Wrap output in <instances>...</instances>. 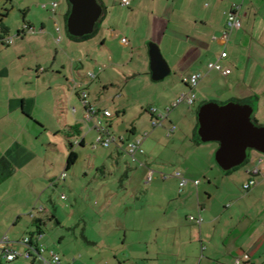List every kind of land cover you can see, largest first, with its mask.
<instances>
[{"label": "rangeland", "instance_id": "rangeland-1", "mask_svg": "<svg viewBox=\"0 0 264 264\" xmlns=\"http://www.w3.org/2000/svg\"><path fill=\"white\" fill-rule=\"evenodd\" d=\"M52 2L58 3L54 14L50 8H43V4L50 7ZM109 2L113 9L109 23L100 30L101 20L93 36L75 39L67 30L69 0L27 1L30 11L26 23L35 27L34 35L42 34L41 21L47 22V25L49 22L52 25L54 21L59 24L65 41H73L71 46L66 47L65 71H71L70 59H81L85 66L80 74L85 76L92 72L97 76L92 79L88 100L94 101L96 108L100 105V110L107 108L112 117L105 120L101 115L96 116L95 123L99 119L105 124L111 123L114 134L128 141L149 133L142 147L147 166L146 159H140L144 165L133 162L124 146L118 152L116 144L105 147L98 143L96 128L90 130L92 124L81 117L80 112L76 116L84 125V147L75 143L71 147L64 132L54 133L56 127L53 120L48 123L50 129L40 128L41 132L36 130L38 139L35 151L40 156L37 172L39 174L43 171V175H46L42 182L46 181L38 191L26 190L5 202L0 210V239L8 235L12 241L21 240L31 234L36 238L35 226L28 212L34 205L46 206L56 221H48L40 244L58 252L63 264L73 263L74 260V264H125L130 256L141 258L149 252L172 251L175 235H185L192 227L198 231L199 227L193 224L190 217H198L201 207L208 205L209 212L222 210L227 213L234 207H240L235 214H231L236 216L234 218H242L249 204L263 203L261 196H248L243 188L245 166L251 164L254 153L264 157L263 153L249 149L248 161L231 173H226L215 158L219 143L195 140L198 107L203 100L210 98L220 104L236 101V98H231L234 96L232 81L217 70L205 68L202 70L203 79L195 88L198 98L196 102L193 105L182 102L173 108V103L182 94L176 96L173 95L174 91L169 90L176 83L182 86L180 73L174 67L177 57L183 51L182 45L177 47L178 41L172 37L174 34L171 32L167 33L161 45L156 43L158 33L150 30V23L154 19L150 11L145 10L132 19L122 14L124 11L129 13L130 7L120 6L118 0ZM22 10L18 5L8 3V12L3 19L10 24L14 33L12 35L17 34L16 28L25 24ZM34 35L27 33L28 37ZM102 36L108 39L104 47H101ZM47 40L46 37L38 40L34 47L43 52L45 59L48 56L54 58V47L48 46ZM151 42L159 45L172 69L160 81L151 78L148 53ZM64 44L57 46L62 55ZM218 50L220 54L221 48ZM46 68V72H52L50 65ZM49 94L50 99L53 96L59 98V107L64 112L61 124L59 122L56 126H63L64 120L68 117L71 120L73 116L70 110V106L74 105L72 102L81 108V101L75 93L70 102L69 87L65 94ZM154 108L158 112L171 108L169 119L172 124L167 120L162 125L154 126L149 112ZM173 126L176 129L168 135V130ZM71 149L77 153L78 158L66 170L67 156ZM148 168L153 171L151 181H148ZM65 171L67 177L59 180L56 186L47 179V175L52 176L51 180L60 178ZM126 172L128 177L124 176ZM177 172L191 180L186 187L179 186V179L174 176ZM164 176L169 178L164 179ZM10 192L9 188H0V199ZM62 194L66 198H62ZM11 204L17 205L15 210H19L20 222L17 226L7 221ZM260 209L261 206L253 209L252 217L257 216ZM230 216L227 214L224 219L230 220ZM2 218L4 222H1ZM13 245L18 250L26 249L22 243ZM139 262L144 263L143 260ZM14 264H40V259L33 261L19 257Z\"/></svg>", "mask_w": 264, "mask_h": 264}, {"label": "crops", "instance_id": "crops-1", "mask_svg": "<svg viewBox=\"0 0 264 264\" xmlns=\"http://www.w3.org/2000/svg\"><path fill=\"white\" fill-rule=\"evenodd\" d=\"M27 1L0 0V11L8 8V3L16 4L21 10L24 9L22 18L26 23L30 11ZM109 1L99 0L103 6L100 30L109 23L108 19L113 12ZM118 2L120 6H123L120 0ZM234 5L240 7L241 27L235 29L228 43L223 45L221 41L213 40L212 37L220 35L225 30L229 12ZM127 7L131 8L129 13L124 11L125 13L122 14L131 16L132 19L145 10L150 11L149 14L154 17L150 23L152 24L150 30L158 33L156 43L161 45L167 33L171 32L174 34L172 37L178 41L177 47L179 44L182 45L183 51L174 63L175 69L180 73L182 86H178V83L172 85L169 90L174 91L173 95L178 96L180 93L188 91L189 86L183 82L185 75L196 71L202 72L207 68L209 62L220 57L221 53L219 54L220 50L218 49L221 48V52L225 49L228 56L220 61L231 69L229 75L223 74L225 78L232 81V87L234 86L231 88L234 90V96L231 98L241 99L251 104L253 118L259 125L264 124V0H133L132 4ZM47 8L49 7L47 6ZM70 10L67 15H69ZM55 12L56 9L53 14ZM56 24L60 28L57 22L53 21L52 25L49 22L47 25V22L41 21L40 33L42 34L34 35L32 33L34 36L31 37L21 32L23 26L16 28L15 33L20 32L21 34L15 37L14 43L12 45L0 44V159L5 158L14 167L13 173L0 182V188L11 189L9 194L0 199V210L6 201L17 197L19 193L21 194L26 190L33 189L36 192L46 181L42 182L46 174L43 175V171L39 174L37 172L40 156L35 151L36 140L38 139L36 130L41 132L40 128L50 129L48 123L53 120L55 121L54 127H56L53 129L54 133L64 132L70 144L74 145L75 143L83 147L86 144L84 125L80 123L81 120L76 114L80 112L82 113L81 117L85 118L86 108L80 93L83 89L89 93V87L93 83L92 79L97 76L91 78L88 75L80 74L81 69L85 66L81 59L79 61L70 59L71 71L70 73L65 71L67 67L66 47L67 45L71 46L73 41H65L66 38L61 35V28L57 31ZM2 25L8 34H14L10 24L5 23L4 19ZM111 33L114 35V30ZM44 37L49 41H46L47 45L54 47V58L48 56L45 59L43 52L34 47L38 40ZM63 42L65 44L63 48L61 47L64 53L62 55L57 46ZM107 44L108 39L106 36H102L101 47ZM49 65L52 72L48 73L46 67ZM168 65L171 73V66L169 63ZM68 87L71 90L70 102L73 100V94L76 93L81 101V108L72 102L74 105L70 106L73 113L71 120L68 117L64 120L63 126H56L62 120V112L64 111L59 107V98L53 96L50 99L49 93H53L55 96L63 92L65 94ZM106 87L104 84L105 89ZM203 101H215V99L210 98ZM91 103L95 105L94 101ZM100 107L99 105L98 108ZM151 117L153 119L152 113ZM169 118L170 114L163 122L169 120V124H172ZM87 122L94 125V121L87 120ZM76 125L80 128V135L69 131L70 126ZM92 125H90V130H95ZM109 125L112 130L111 123ZM121 138H118L119 145H116L118 152L126 146L123 141L129 142L124 138L121 140ZM122 146L124 147L122 148ZM144 156V153L137 154L139 161L146 159L147 165L148 161ZM260 160L262 163L259 162ZM256 162L257 164H255ZM255 165L264 169V157L255 153L251 156V164L246 165L243 171L245 175L243 188L244 184L251 178L249 170ZM148 169L149 173L152 174L153 171ZM20 172H23V175H20ZM46 173L49 174V171ZM64 173L65 175H63ZM63 174L60 178L53 180H51L52 176L48 177L47 175V179L49 178L51 184L56 186L59 180H65L67 177L66 171ZM124 176L128 177V172ZM163 178L169 177L164 176ZM256 180V184L250 189L244 190L249 194L248 196H261L263 203L249 204L245 217H233L232 214H235L240 207L232 208L229 213L222 210L209 212V206L205 205L198 211L199 216L203 219L201 224L190 217L193 224L199 227L198 231L192 227L190 232L185 235H175L172 251L149 252L141 258L130 256L125 264H141L140 260L144 261L143 264H233L234 260L242 257L244 253L249 254L250 258L243 261V264H264V178L256 176ZM195 183L197 185L199 180ZM61 197L66 198L65 194H62ZM17 205L11 204L8 208L10 216H7V221L13 226L19 225L20 222L19 210H15ZM260 206L259 214L252 217L253 209ZM37 207L39 206L34 205L32 210ZM42 207H44V211L36 213L35 217L30 216L32 210L28 212L34 223L36 235L40 230L42 231L41 239L44 238V227L48 221H56L54 214L50 213L48 207ZM227 214L231 215L230 220L224 219ZM1 222H4L3 218ZM19 241L13 240L14 243H20ZM74 262L75 260L70 264H74Z\"/></svg>", "mask_w": 264, "mask_h": 264}, {"label": "built area", "instance_id": "built-area-1", "mask_svg": "<svg viewBox=\"0 0 264 264\" xmlns=\"http://www.w3.org/2000/svg\"><path fill=\"white\" fill-rule=\"evenodd\" d=\"M133 0H120L121 5L123 6H130ZM49 7L47 4H43L44 8ZM57 7V2H52L50 4V10L53 12ZM239 6L234 5L231 11L229 12V16L226 23L225 30L220 35H214L212 37L213 40H219L223 45H226L230 40L231 34L235 29H239L241 27V20L239 15ZM60 28L57 25V31ZM23 33H34L35 28L28 23H25L22 31ZM21 33L18 32L16 35L5 34L2 25L0 24V44L3 45H12L15 40V36L20 35ZM228 56L227 51L224 49L220 57L208 63L207 68L209 70H217L224 75H229L231 73V69L228 67L223 66L221 63V59L226 58ZM88 76L93 78L95 77V73L89 72ZM203 73L200 71L193 72L192 74L185 75L183 77V82L189 86V91L182 93L179 98L173 103V108L176 107L178 104L182 102H186L189 105H193L197 99V95L195 93V88L198 86L199 82L203 78ZM89 93L87 90L83 89L80 93L81 100L85 105L86 112H85V119L94 121L93 127L97 130V142L101 143L105 147H109L113 143H117L118 137L113 133L110 128L109 124L103 123L102 120H98L95 123L96 116H103L105 120H109L112 117V113L108 109L100 110L96 108L88 100ZM171 108H168L165 112H158L157 109H150V112L153 115V125L158 126L162 125L163 121L168 118L169 113L171 112ZM175 129V126L168 130V135H171L172 131ZM149 135V133H145L143 137L134 139L129 141L127 144V153L131 157L132 161L135 163H141L139 161L137 154L143 153L144 150L142 148L143 140ZM123 140V138H121ZM79 143V142H76ZM262 163V160L259 161ZM251 174L250 180L244 184V189H250L254 184H256V176H262L264 178V169L260 168L259 165H255L251 167L249 170ZM65 175V173L63 174ZM176 177L180 180V186L184 187L188 184L189 179H187L182 173L177 172L175 174ZM152 180V174L149 175L148 181ZM64 197V195H63ZM44 211V207L39 206L30 212L31 217H35L36 213H42ZM192 220H195L197 223L201 224L203 219L202 217H194L191 216ZM37 237L34 238V235H27L22 238L19 242L26 246L25 250H18L14 247V242L9 238L8 235L3 236L0 239V262L2 263H14L19 257H25L27 259H32L33 261H37L40 259V264H63L61 256L58 252L54 251L53 249H49L45 247L43 244H40L41 237L43 236L42 231L40 230ZM250 256L247 253H244L242 257H238L234 260L233 264H243V261L249 260Z\"/></svg>", "mask_w": 264, "mask_h": 264}, {"label": "water", "instance_id": "water-1", "mask_svg": "<svg viewBox=\"0 0 264 264\" xmlns=\"http://www.w3.org/2000/svg\"><path fill=\"white\" fill-rule=\"evenodd\" d=\"M69 2L71 10L67 18L68 33L74 37L92 34L103 15V6L99 0ZM149 56L152 79H164L170 73V67L154 42L149 43ZM252 114L251 104L237 101L224 104L208 101L198 110V135L202 142L219 143L215 158L225 171L243 164L249 149L264 154V126L255 124Z\"/></svg>", "mask_w": 264, "mask_h": 264}, {"label": "trees", "instance_id": "trees-1", "mask_svg": "<svg viewBox=\"0 0 264 264\" xmlns=\"http://www.w3.org/2000/svg\"><path fill=\"white\" fill-rule=\"evenodd\" d=\"M69 5H70V3H69ZM70 6H71V5H70ZM3 11H5V12L3 13V12L0 11V24H1V25H2V21H3V17H4V16L7 14V12H8V8H4ZM102 18H103V16H102L101 19L98 21V23L102 20ZM98 23L96 24L95 30H94V32H93L92 34H89V35H86V36H83V37H74V36L70 35L69 33H68V34H69L72 38H75V39H85V38H87V37H89V36H93V35L97 32V29H98ZM2 27H3V29H4V33H5V34H8L7 30L4 28L3 25H2ZM207 66H208V64H207ZM196 72H197V71H196ZM199 83H200V82H199ZM198 85H199V84H198ZM236 101L241 102V103H247L246 101L241 100V99H236ZM195 102H196V101H195ZM205 102H207V101H203L202 104L205 103ZM202 104H200V106H201ZM200 106L198 107V110H199ZM99 109H100V108H99ZM198 110H197V111H198ZM252 120L255 122V124L258 125L257 121L253 118V116H252ZM198 126H199V124L197 123V126H196V139H195V140H196L197 142H202L201 139H200V137H199V135H198V133H197ZM69 131H73V132H75L76 134H79V135H80V128H79L78 125H76V126H70V127H69ZM143 141H144V140H143ZM123 142H125V144H126V146H125V150L127 151V144H128V142H127V143H126V141H123ZM113 144L119 145V139H118L117 143H113ZM70 145H71V147H73V144H72V143H71ZM111 145H112V144H111ZM111 145H110V146H111ZM110 146H109V147H110ZM142 147H143V144H142ZM248 151H249V150H248ZM129 157H130V156H129ZM77 158H78L77 153H76L74 150H71L70 153H69V155H68L66 169H69L73 164H75L76 161H77ZM130 158H131V157H130ZM248 158H249V156L247 157V159H246L245 162L248 161ZM131 160H132V159H131ZM141 163H142V162H141ZM142 164H143V163H142ZM240 166H242V164L239 165V166H237V167L232 168L231 170H227V171H225V172H226V173H231L232 171L236 170V169L239 168ZM13 171H14V167L8 162V160H6L5 158L0 159V182H2V181L5 180L8 176H10V175L13 173Z\"/></svg>", "mask_w": 264, "mask_h": 264}]
</instances>
